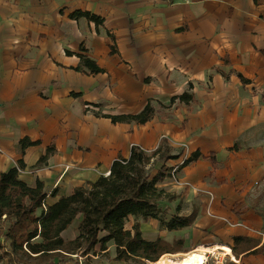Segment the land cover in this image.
<instances>
[{"label":"crops","instance_id":"crops-1","mask_svg":"<svg viewBox=\"0 0 264 264\" xmlns=\"http://www.w3.org/2000/svg\"><path fill=\"white\" fill-rule=\"evenodd\" d=\"M90 1L83 0L80 9L96 12L89 7ZM173 3L175 13L167 18V25L161 24L157 35L139 36L129 47L117 46L116 40L114 55L109 53V38L97 35L94 24L78 19L83 27L78 38L92 40L90 57L106 71L94 77L65 68L75 67L79 59L67 56L60 41L41 48L42 52L57 51L54 62L46 61L42 52L27 55L25 41L0 25V170L7 172L22 161L18 170L21 180L30 186L42 182L49 195L57 191L56 197L46 199L51 205L76 187L108 176L116 159L129 157L132 145L146 151L155 149L171 128L170 135L178 132L177 139L190 147L182 152L183 158L196 150L204 155L216 153L219 165L213 168L208 160L200 159L183 168L179 174L189 183L182 189L185 203L198 200L199 215L191 228L164 230L162 234L170 233L173 239L174 233L191 230L202 243L227 246L233 257L228 264H264V146L233 151L222 161L221 152H231L242 133L255 125L248 118L229 126L214 124L213 128L211 101H201L194 86L211 76L214 91L220 96L219 90L228 89L237 77L231 76L227 84L212 70L228 57L231 68L264 90V0ZM94 39H100V49L93 47ZM80 40L67 50L77 52ZM121 59L130 64H120ZM189 83L193 84L199 111H188L190 117L180 123L182 131H178V120L162 124L157 115L143 125L113 124L90 112V107L102 103L109 114H136L149 99L181 94ZM23 137L33 142L39 139L40 143L22 153L19 142ZM52 140L55 153L46 163L38 164ZM167 180L171 179L164 180L162 188ZM79 218L83 222L81 215L76 220ZM75 221L63 231L65 240L81 236L74 231ZM234 236L259 240L261 253L239 258L232 255Z\"/></svg>","mask_w":264,"mask_h":264},{"label":"trees","instance_id":"trees-1","mask_svg":"<svg viewBox=\"0 0 264 264\" xmlns=\"http://www.w3.org/2000/svg\"><path fill=\"white\" fill-rule=\"evenodd\" d=\"M165 1L171 4L174 0ZM68 18L72 21L83 18L88 23L95 24L97 33L101 32V28L111 40L109 53L111 55L117 53L116 38L105 29L104 18L101 15L77 8L68 14ZM262 53L264 54V50ZM65 54L79 59L75 67L64 66L67 69L92 77L106 73L105 69L88 55L84 41L79 45L77 52L66 49ZM223 62L230 65L228 57L224 58ZM214 70L225 82H229L230 76L235 75L243 86L251 83V80L233 68H229L227 72L221 67ZM209 79L211 80V76ZM156 105L165 110L172 108V115L179 108L192 112L198 107L193 84L189 83L181 94L171 96L167 105L154 98L149 99L136 114L95 113V116L109 119L113 124L143 125L157 115ZM99 106L101 103L93 105ZM85 110L87 111V107ZM165 117L162 116V121L166 120ZM166 142L167 140L161 139L159 145L150 151L132 145L129 157L120 156L116 159L108 176L101 175L95 182H86L83 186L76 187L70 195L58 197L51 205L47 204L46 199L48 196L56 197L57 191L54 190L49 195L44 191L42 182L38 181L35 186H30L21 180L18 170L23 167L22 161L18 167H13L7 172L0 170V223L2 221L6 224L4 230L0 227V261L6 259L9 264H30L25 261V251L39 262L37 264H83L79 261L80 257H85L96 247L106 251L108 243L115 245V259L124 262L147 264L148 261H158L164 254L180 252L185 244L183 239H174L172 242L162 237L148 240L142 236L137 218L140 217L144 222L159 221L160 227L169 232L188 229L199 215L198 207L194 206L187 215L176 212L168 215L159 205V202L167 197L165 189L160 185L166 179L176 178L183 168L200 159L208 160L213 168H217L219 162L216 153L204 155L196 150L183 158L181 163L171 167L163 164L153 173L151 166L152 163L155 164L154 159H162L166 163L183 156L182 153L169 154ZM39 143V139L33 142L28 137H23L19 142L21 152ZM241 149L240 141H236L229 151ZM55 151L56 146L52 140V144L40 156L38 164L46 163ZM78 215L82 216L84 223L83 236L65 240L62 237L63 231L69 228ZM131 217L135 220L127 229L126 225ZM232 241L231 253L237 258L248 253H261V249L258 248L259 240L234 236Z\"/></svg>","mask_w":264,"mask_h":264},{"label":"rangeland","instance_id":"rangeland-1","mask_svg":"<svg viewBox=\"0 0 264 264\" xmlns=\"http://www.w3.org/2000/svg\"><path fill=\"white\" fill-rule=\"evenodd\" d=\"M90 2L91 5H89V7H93L97 14L104 18L105 29L107 31L109 30L115 36L117 46L121 44L122 47L131 46V44H134L135 41L138 40L139 36H152L153 33L157 35L159 30H161V24L167 25V18L173 15L176 9L174 3L169 4L168 1L165 2L163 0H92ZM81 6H83V0H0V25L5 29H9V34L11 36L15 35L17 39L22 38V40L25 41L24 48L26 49L27 55H33L34 52H42L40 51L41 48L45 50L47 46L57 43L58 41L61 42L62 49L65 52L67 48L74 46L78 40L82 39L78 42V47L84 41L88 55L90 56L92 40L83 37L78 38L79 33H82L83 30L82 24H80L79 21L71 22L68 18V14L71 11L77 10V8ZM172 27L173 26L169 28L172 29ZM100 31V33L96 32L97 35L106 38L107 36L101 28ZM99 40L100 39H94L93 41V47L95 49L97 47L100 49L103 46ZM108 42L111 43L110 38ZM42 53L46 61L53 60L54 62V59L58 58L56 50L43 51ZM123 62L127 65L130 64V62L127 63L121 59L120 64H123ZM56 66L59 67L57 64ZM220 67H223L226 72L231 68L230 65L224 64L223 59L220 61ZM214 72L216 71L213 69L212 73ZM231 76L234 77V75ZM228 83L231 82L229 81L227 84ZM194 86L196 94L200 96L201 101H204L205 98V101H211L209 109L213 112L212 115H215L213 128L214 124L222 123L225 126H229L236 124V122L243 123L244 119L249 118V122L255 126L246 129L240 136V139H238L242 149H259V147L264 146V90L261 89L258 84L255 86L250 84L246 88L243 85L240 87L241 83L236 78V81L232 82L228 89L224 91V88H221V91L219 90L218 94H221L220 96L216 95L214 84H212V81L208 78L198 81ZM170 97L171 95L157 96L159 101L164 105L168 104ZM106 110L105 105L102 103L99 107H90V112L94 116L95 113L109 114ZM156 110H158L157 117L159 122L162 124H170L178 120V131H182L180 123H184V121L190 117L188 111L183 108L178 109L179 111L175 112L174 116L172 115V108L165 110L157 105ZM198 111L199 107H195L192 112ZM164 115L166 116V120L162 121V116ZM260 120L261 123L258 122ZM167 129L169 130V134H163L161 139L167 140L166 145L170 150L169 154L178 155V153H186L185 151H189L190 147L177 139L178 137H176V134H178V132H176V134L171 133L170 135L172 129ZM221 153L222 154L219 156L223 161L225 155L234 152ZM182 158L183 156L179 159H171L166 163L162 159H154L155 164L152 163L151 166L153 173L163 164L171 167L173 164L178 162L181 163ZM182 176L181 173L176 178L167 180L166 185H163L167 197L162 199L159 205L168 215H172L175 212L187 215L194 206L199 207L200 203L196 199L187 204L185 203L186 198L184 197L182 189H187L189 183L187 180H183ZM198 187L203 188V186ZM201 193L203 192H199V194ZM168 215L166 217L167 219L169 218ZM137 219L141 225L140 229L142 231V236L146 239L152 240L162 235L165 240L172 242L174 239H178L176 237L177 235H179V238H183L185 242L183 248L180 252L175 253H189V251L196 250L198 247H203V245H206V247H213V244L202 243L192 235L191 230L174 233L175 236H173L172 239L170 233L162 234L165 233V229L160 227L159 221L149 220L144 222L140 217ZM134 220V217L130 218L126 225L127 229L131 227ZM0 227H3L4 230L6 224L1 221ZM73 228L74 231L76 230L75 232H77V234L83 236L84 223L80 222V218L75 221ZM165 231L169 232L167 230ZM212 242L218 243L216 239H213ZM107 245L108 249L106 251L96 247L93 252L85 255V257H80L79 261L83 264H141L135 261L124 262L115 259V245L112 243H108ZM24 255L25 261L30 264L39 263L25 251ZM0 264L9 263L4 259L0 261Z\"/></svg>","mask_w":264,"mask_h":264},{"label":"bare ground","instance_id":"bare-ground-1","mask_svg":"<svg viewBox=\"0 0 264 264\" xmlns=\"http://www.w3.org/2000/svg\"><path fill=\"white\" fill-rule=\"evenodd\" d=\"M219 254L221 256L230 254V250L226 246L215 247H198L189 253H174V255H162L158 261H148V264H204L205 253Z\"/></svg>","mask_w":264,"mask_h":264},{"label":"built area","instance_id":"built-area-1","mask_svg":"<svg viewBox=\"0 0 264 264\" xmlns=\"http://www.w3.org/2000/svg\"><path fill=\"white\" fill-rule=\"evenodd\" d=\"M205 262L204 264H228L229 260H233V257L228 255L221 256L219 254L205 253Z\"/></svg>","mask_w":264,"mask_h":264}]
</instances>
